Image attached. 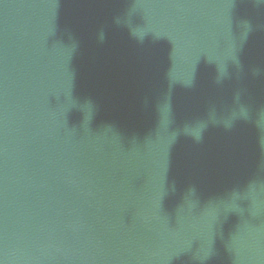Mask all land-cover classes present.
Instances as JSON below:
<instances>
[{"label": "water", "instance_id": "obj_1", "mask_svg": "<svg viewBox=\"0 0 264 264\" xmlns=\"http://www.w3.org/2000/svg\"><path fill=\"white\" fill-rule=\"evenodd\" d=\"M0 264H264V0H0Z\"/></svg>", "mask_w": 264, "mask_h": 264}]
</instances>
